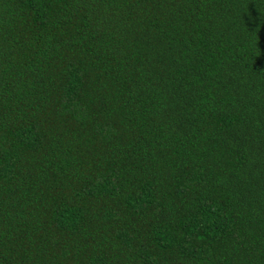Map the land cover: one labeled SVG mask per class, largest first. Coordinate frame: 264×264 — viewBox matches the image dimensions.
Segmentation results:
<instances>
[{"label":"trees","instance_id":"1","mask_svg":"<svg viewBox=\"0 0 264 264\" xmlns=\"http://www.w3.org/2000/svg\"><path fill=\"white\" fill-rule=\"evenodd\" d=\"M0 264H264V0H0Z\"/></svg>","mask_w":264,"mask_h":264}]
</instances>
